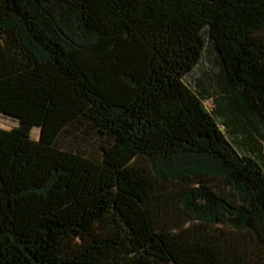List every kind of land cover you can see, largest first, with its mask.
I'll return each instance as SVG.
<instances>
[{
  "label": "trees",
  "instance_id": "1",
  "mask_svg": "<svg viewBox=\"0 0 264 264\" xmlns=\"http://www.w3.org/2000/svg\"><path fill=\"white\" fill-rule=\"evenodd\" d=\"M0 114V264H264V0H0Z\"/></svg>",
  "mask_w": 264,
  "mask_h": 264
},
{
  "label": "rangeland",
  "instance_id": "2",
  "mask_svg": "<svg viewBox=\"0 0 264 264\" xmlns=\"http://www.w3.org/2000/svg\"><path fill=\"white\" fill-rule=\"evenodd\" d=\"M200 68H197L191 76H189L186 81L188 83H192L195 85V82L197 80L202 79L204 86L207 88L210 86V80L212 83V87L208 89L211 96L208 97V100L205 102V105L208 109L214 108V100L212 99V96H214L216 92V82L213 80L214 75L219 72V65H218V59L215 54H206L205 58L203 59L202 64L199 66ZM207 76H206V75ZM19 126V120L14 117L7 116L5 114H0V127L6 130H11L13 128H16ZM223 128V127H222ZM224 129V128H223ZM32 137L36 140L40 138V129L39 127H35L32 131Z\"/></svg>",
  "mask_w": 264,
  "mask_h": 264
}]
</instances>
